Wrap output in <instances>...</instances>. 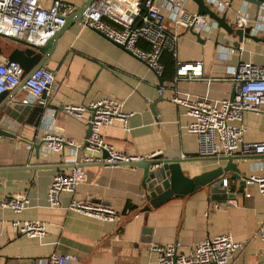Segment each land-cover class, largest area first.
Returning a JSON list of instances; mask_svg holds the SVG:
<instances>
[{
  "label": "crops",
  "instance_id": "crops-1",
  "mask_svg": "<svg viewBox=\"0 0 264 264\" xmlns=\"http://www.w3.org/2000/svg\"><path fill=\"white\" fill-rule=\"evenodd\" d=\"M60 1L78 10L88 0ZM177 1L197 13L198 6L192 0ZM221 1L231 3V10L218 11L220 15L227 13L232 23L243 1ZM256 13L250 8L248 14L255 20ZM259 14L264 15V5ZM77 22L60 31L56 49L45 65L55 73L50 104L46 108L22 104L20 99L25 94L20 88L9 92L0 103L22 109L4 128L14 137H0V202L13 196L30 200L29 208L21 214L0 208V264H22L32 259L44 263L55 252L77 255L79 259L73 264H158V254L151 251L154 245L180 243V251L190 254L197 244L222 233H230L243 244L231 264H262L264 241L259 231L264 224V197L256 186H244L229 178L226 195L230 199L214 200L200 190L123 223L147 203L141 169L131 165H88L86 182L74 195L63 194L60 207L51 208L48 187L57 174L70 172L72 165L66 162L72 148L45 154L41 146L37 157L35 146L46 133L85 145L87 122L66 115L63 107L109 98L124 103V111L133 113L129 131L119 123L105 130L107 141L117 151L135 158L164 154L170 159H188L190 162L182 167L190 177L213 170L224 163L199 157L198 138L187 130L192 119L172 98H201L217 104L231 97L234 83L227 79L235 74L241 61L263 65L264 43L247 39L240 43L214 21L200 33V40L191 31L181 32L174 58L177 62H202L207 80L174 83L177 69L168 73L169 78L159 79L128 51L95 30L81 28ZM166 24L174 30L172 21ZM252 24L257 37L264 38V23ZM142 46L147 47L144 43ZM244 124L246 141H264V114L247 113ZM237 163L246 177L264 173V158ZM231 176L229 173L227 177ZM73 197L109 206L121 218L107 222L71 211L68 206ZM15 220L41 221L47 225V234L42 238L21 235L13 226Z\"/></svg>",
  "mask_w": 264,
  "mask_h": 264
},
{
  "label": "built area",
  "instance_id": "built-area-1",
  "mask_svg": "<svg viewBox=\"0 0 264 264\" xmlns=\"http://www.w3.org/2000/svg\"><path fill=\"white\" fill-rule=\"evenodd\" d=\"M205 1L215 11L231 10V3L228 1ZM250 8L256 10L255 6L244 4L231 25L235 30L252 26V34L257 36L252 23H264V15L260 16L256 10L254 20L248 14ZM76 10V6L60 0L51 3L50 0H0V37L14 43L24 41L32 47H42L66 26L68 17ZM168 20L173 22L174 30L168 28ZM212 21L209 16L188 11L177 0H96L87 7L77 23L81 28L95 30L123 46L135 59L162 79L165 71L162 57L165 52H171L177 57L181 32L207 31ZM143 43L146 48L142 46ZM23 75L24 71L18 63L0 57V96L20 88L25 94L20 99L22 104L34 103L46 108L54 93L55 73L41 67L24 82ZM183 80H207L203 63L177 62L174 83ZM227 80L234 83L233 99L228 97L214 104L201 98L176 96L172 98V102L183 107L191 117L187 130L198 138L200 158L213 159L238 154L264 156V141H246L244 124L247 113L264 114V64L241 61L235 74ZM159 93L162 94V90ZM63 111L74 119L90 122L92 130L87 146L52 133H46L41 138L45 154L62 153L66 148H72L66 162L72 165L70 172L57 174L48 187L47 200L51 208L60 207L63 194L74 195L77 188L86 182V166L118 167L120 163L144 159L129 157L117 151L106 139L105 130L117 123L124 131L130 130L129 119L133 113L124 111V103L104 98L89 104L65 105ZM104 151L109 153V157H104ZM247 185L256 186L264 197V173L249 177ZM224 186H228L226 181ZM250 196L247 193V197ZM29 205L30 200L27 197L13 196L0 202L1 209H9L16 214L24 213ZM214 207L217 208L218 205ZM68 209L101 221L118 222L121 218L109 206L74 197ZM13 226L19 234L29 238H42L47 234V225L41 221L15 220ZM259 237L264 241V224L260 228ZM242 247L243 244L235 241L230 233H222L197 244L190 254L180 251V243L154 245L151 251L158 254V264H231L236 252ZM78 259L75 254L55 252L44 263L32 259L22 264H73Z\"/></svg>",
  "mask_w": 264,
  "mask_h": 264
},
{
  "label": "water",
  "instance_id": "water-1",
  "mask_svg": "<svg viewBox=\"0 0 264 264\" xmlns=\"http://www.w3.org/2000/svg\"><path fill=\"white\" fill-rule=\"evenodd\" d=\"M96 0H88L82 7H80L74 16H69L67 19V24H71L80 21L84 11ZM197 6V13L199 15L209 16L216 24L224 29L229 35H234L239 39L240 43L244 40H251L255 42H263L264 38H259L252 34L253 27H247L245 29L235 30L232 27V23L228 21V14L224 13L220 15L219 11L213 10L207 4L205 0H192ZM244 4H251L256 7L259 12L262 5H264V0H242ZM143 10L146 11L145 7ZM66 24V25H67ZM64 29V28H63ZM62 29V30H63ZM199 40L201 39V34L195 31H191ZM60 31L57 32L47 43L42 47H32L24 41H18L16 43L12 41L4 40L0 37V57L6 58L9 62L18 63L23 71V82L30 76L35 70L41 67H45L49 58L53 54L57 46V40ZM113 42V41H112ZM114 43V42H113ZM118 47L126 50L123 46L114 43ZM9 92L3 93L0 96L1 100ZM235 97V90L231 95V99ZM18 104V103H17ZM22 109L18 106L7 107V105H0V137H14L10 131L4 128L8 125V120L14 117L17 113H21ZM39 124H37V127ZM87 133L85 146L88 145L87 140L91 136L92 125L90 122L87 123ZM42 143L40 142L35 146L36 156L39 157L40 148ZM104 157H109V153L104 151ZM264 158V156H232V157H220L213 158L210 160H215L224 163L219 167L201 173L195 176H188L183 170L182 164L188 163V159H170L164 154H157L153 157L137 159L135 161H130L129 163H120L121 165H131L135 166L143 171V181L142 186L146 192L147 203L139 210L133 212L130 216L123 219V223L130 220L131 218L137 216L140 213L152 211L153 209L169 202L174 198L189 197L196 191L204 190L211 195L214 200H227L230 199L226 195L227 188L224 186L225 181L227 182L229 178L233 180H238L243 182L244 186L247 183L249 177L243 175L240 166L237 161H249L253 159ZM229 173H232L231 177H227ZM243 186V187H244Z\"/></svg>",
  "mask_w": 264,
  "mask_h": 264
},
{
  "label": "trees",
  "instance_id": "trees-1",
  "mask_svg": "<svg viewBox=\"0 0 264 264\" xmlns=\"http://www.w3.org/2000/svg\"><path fill=\"white\" fill-rule=\"evenodd\" d=\"M162 63L165 66L163 78L167 79L169 78L168 73L173 69H177V61L171 52H165L162 57Z\"/></svg>",
  "mask_w": 264,
  "mask_h": 264
}]
</instances>
